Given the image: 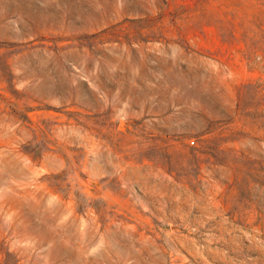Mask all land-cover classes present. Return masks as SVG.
Here are the masks:
<instances>
[{"label": "rangeland", "instance_id": "1", "mask_svg": "<svg viewBox=\"0 0 264 264\" xmlns=\"http://www.w3.org/2000/svg\"><path fill=\"white\" fill-rule=\"evenodd\" d=\"M0 264H264V0H0Z\"/></svg>", "mask_w": 264, "mask_h": 264}]
</instances>
